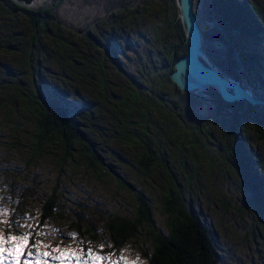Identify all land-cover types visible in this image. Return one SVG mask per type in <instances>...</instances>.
I'll use <instances>...</instances> for the list:
<instances>
[{"label": "rangeland", "instance_id": "obj_1", "mask_svg": "<svg viewBox=\"0 0 264 264\" xmlns=\"http://www.w3.org/2000/svg\"><path fill=\"white\" fill-rule=\"evenodd\" d=\"M42 1L34 0L30 8H36ZM194 1L193 9L200 30L211 31L213 39H221L222 35L218 31L213 34L215 25L214 19L209 17V0ZM246 1L264 9V0ZM136 2L137 0L63 2L56 13L59 21L63 23V30L68 31L64 35L70 36L74 48L71 51L65 49L62 54L58 53L63 45L57 48L56 42L47 38L41 43L42 53L32 52L35 46L30 44L29 32L26 34L29 28L27 29L21 17L17 24L16 38L12 33L7 34L12 43L3 44L0 40V232L5 236L28 235V246L20 264H93L89 253L104 257L103 264H145L144 254H149L152 249L145 229L141 231L138 239L129 242L119 251H108L105 237L95 245L90 242L89 237L81 234L82 237L75 229L76 224H81L82 230L84 225H92L102 233V223L109 216L131 219L135 216L137 195L122 189L118 185L116 174L145 196L151 208L154 225L167 233L169 217L164 212L163 205L166 182L162 183L159 179L161 176L157 175L144 177L138 165L139 150L124 144V140L116 133L124 118L123 106L127 99L125 94L128 83L130 79L138 85L144 82L139 81V72H146L141 65H146L145 54L152 50L145 45L141 52L137 46L143 38L148 42L152 40L150 30L158 20L155 17V7L160 8L164 0L149 3L151 6L148 7L145 17L137 20L139 23L134 27L117 31L102 28L100 37L97 38L103 42L93 39V43L87 46L81 39L87 35L89 29L95 28L98 20L107 16V12ZM87 38L88 35L85 39L90 41ZM132 39L135 46L128 43ZM105 40L111 48L118 44L116 50L105 49L102 46ZM96 47L101 48V51L105 49L107 54L104 58L105 94L102 87L97 88L100 76L95 71V66L91 65L96 58L101 59L95 51ZM260 47L264 51V39ZM84 52H88V61L78 57L79 53ZM222 53L219 50V55H215L219 61H224ZM31 56L33 59L41 57L39 64L44 68L40 67V73L43 72L48 84L49 81L55 83L52 81L54 77L68 76L78 85V89L72 88V85L67 87L71 93H76L78 97L82 95V98L94 103L89 101L91 108L87 107L92 110L88 133L92 135L107 168L112 170L110 175L101 176L98 168L92 167L78 153L76 158L62 164L63 153L56 143L42 148L38 157L32 159L34 148L30 138L34 134V120L29 113H22V105L14 96L16 87L13 86L24 79L21 65ZM67 58H74L76 62L67 63ZM32 65L37 64L31 63ZM36 69L35 66L33 70L36 72ZM165 70L163 82L169 85L167 78L171 75L170 68L167 66ZM90 78L91 81L86 82ZM143 84L142 88H145ZM73 89L76 91L73 92ZM166 89L165 92L170 94L171 86ZM209 90L201 95L182 93L176 99L164 96L168 104L157 113L163 118L162 122L157 125L156 115L153 114L149 130L152 135L171 134V138L174 135L177 140V146L172 139L166 144L169 155L176 160L171 163L170 159V170L180 188L190 189V193L184 195L185 200L191 202L209 228L211 239L220 255V264H264V230L256 223L249 206V196L243 189L239 173L227 153V144L223 141L225 131L222 119L215 115L212 98L207 94ZM173 103L179 108L173 109ZM14 107L18 112H12ZM256 110L258 112L257 108ZM178 112L182 116L181 123L187 126L185 130L175 120ZM252 119H243L246 145L264 173V144L255 138ZM134 128L139 132L137 126L129 130ZM196 129L199 130L197 142H193L192 148L191 140L187 141V148L182 151L179 146L180 136ZM51 194L58 199L60 216L43 227L45 241L42 242L32 236V230L37 227L39 204ZM78 221L81 223H76ZM15 229L19 233H15ZM29 251L32 255H28ZM62 252L75 255L63 261L56 259ZM45 253L48 255H44ZM4 264H15V261L6 259Z\"/></svg>", "mask_w": 264, "mask_h": 264}, {"label": "trees", "instance_id": "obj_2", "mask_svg": "<svg viewBox=\"0 0 264 264\" xmlns=\"http://www.w3.org/2000/svg\"><path fill=\"white\" fill-rule=\"evenodd\" d=\"M65 1L46 0L43 5L36 8H26L16 4L13 0H0L1 43H12L7 34L12 33L16 38L17 24L21 17L27 29L29 28L26 34L29 32L30 44L35 46L32 52L35 54L43 52L41 43L45 38L53 39V42L58 45H55L57 48L63 45L58 54H62L65 49L71 51L74 48L70 42L71 38L69 35H64L68 31L63 30V23L59 21L56 13ZM154 2L155 0H137L136 4L130 3V6L107 12L103 20L96 22L93 30L89 29L86 32L90 41H86V35L81 38L82 43L92 44L93 39H99L97 37H100L102 28L117 31L134 27L139 23L137 20L145 17L148 7ZM155 9V17L158 20L150 30L152 40L148 42L143 38L137 46L141 52L145 45L152 49L151 53L149 51L145 54L146 65H141L146 72L144 70L139 72L138 79L139 81L144 80L141 83H144L145 88H142L141 83L138 85L130 79L125 94L127 99L124 100L125 105L123 106L124 118L116 133L121 137L120 139L124 140V144L139 150L138 165L144 177L157 175L161 176L159 179L162 183L166 182L163 205L164 212L169 217L167 233H163L154 225L151 208L145 196L136 191L118 174H116L118 185L137 195L135 216L132 219L109 216L102 223V233L92 225H84L82 230L81 224H76L75 229L80 235L89 237L90 242L95 245L105 237L104 241L109 247L108 251H119L129 242L138 239L141 231L145 229L152 247L149 254H144L145 264H220V255L211 239L209 228L191 202L185 200L184 195L189 194L190 189L180 188L179 184L175 183L170 170V159L171 163L176 160L169 155L166 144L172 139L177 146V140L174 135L172 138L171 134L152 135L149 130L153 114L156 115L157 125L162 122L163 118H160L157 113L168 104L165 97L176 99L183 93L170 81V75L167 80L171 86V93L165 92L169 85L164 84L163 77L166 75L165 68L168 66L171 74L174 71V63L187 52L186 37L176 0H164L160 8L156 6ZM209 9V17L211 20L214 19L213 24L215 25L213 34L218 31L222 37L213 39L211 31H202L204 53L223 78L240 83L253 93L256 99L264 102V51L260 47L264 39V9L249 4L246 0H209ZM193 11L195 14L194 9ZM128 43L135 46L133 39L128 40ZM102 46L107 50L111 48L106 40ZM117 46L118 44L113 45L111 50H116ZM95 49L101 59L96 58L91 65L95 66L94 69L100 76L97 88H103L106 68L104 58L107 54L105 49L103 51L98 47ZM219 50L224 53L221 54L224 55V61L217 59ZM78 57L88 61V52L79 53ZM41 60L40 56L35 59L32 56L26 58L21 65L24 79L14 81L16 84L13 85L16 87L14 96L22 105V113H29L34 120V134L30 138L31 146L34 148L32 159L35 160L38 157L42 148L56 143L63 153L62 164L76 158L78 153L92 167L98 168L101 176L110 175L112 170L107 168L105 159L100 156L92 135L88 133L90 132L88 122L92 117V110L87 108L88 106L91 108L90 100L82 98L84 97L82 95L78 97L76 93H71L67 87L72 85V88L78 89V85L68 76L67 78L61 75L54 77L52 81L56 84L50 81L48 84L43 72L40 73ZM66 62L74 63L76 59L67 58ZM31 63L37 65L31 66ZM35 66L37 67L36 72L33 70ZM90 81L91 78L86 82ZM76 89H73V92ZM105 89L104 87V94ZM207 94L212 98L216 117L222 119L225 131L223 141L227 144V153L239 173L241 185L249 196V206L253 216L257 225L264 230V173L247 148L243 124V119L253 118L255 138L264 144V107H253L245 102L224 103L214 90H209ZM120 105H122L121 102ZM171 106L173 109L179 108L176 103ZM12 112L18 111L14 107ZM177 116L175 120L181 123V113L178 112ZM181 125V129L187 128L183 123ZM135 126L138 127L139 132L136 128L129 130ZM198 131L197 129L196 131L191 130L180 136L179 146L182 147V151L187 148L189 140L193 148L192 145L197 142ZM59 208L58 199L54 194L49 195L43 203L39 204L36 217L37 227L32 230L33 237L41 239L42 242L45 241L43 227L60 216ZM15 231L19 233V230L15 229Z\"/></svg>", "mask_w": 264, "mask_h": 264}, {"label": "water", "instance_id": "obj_3", "mask_svg": "<svg viewBox=\"0 0 264 264\" xmlns=\"http://www.w3.org/2000/svg\"><path fill=\"white\" fill-rule=\"evenodd\" d=\"M16 4L30 8L34 0H13ZM37 1V0H36ZM194 0H176L179 18L186 37V54L174 63L170 81L183 93L201 95L213 89L227 104L245 102L250 106L263 105L249 90L234 80L223 78L203 51L204 36L193 11Z\"/></svg>", "mask_w": 264, "mask_h": 264}, {"label": "snow or ice", "instance_id": "obj_4", "mask_svg": "<svg viewBox=\"0 0 264 264\" xmlns=\"http://www.w3.org/2000/svg\"><path fill=\"white\" fill-rule=\"evenodd\" d=\"M28 235L22 236H5L0 232V264H4L6 259H11L15 261V264H20L21 257L25 254V250L28 246ZM28 255H32L29 251ZM44 255H48L45 253ZM75 253L62 252L56 259L63 261L71 256H74ZM90 259L93 264H103L104 257L89 253ZM76 259H79V256H76ZM27 264V262H25Z\"/></svg>", "mask_w": 264, "mask_h": 264}, {"label": "flooded vegetation", "instance_id": "obj_5", "mask_svg": "<svg viewBox=\"0 0 264 264\" xmlns=\"http://www.w3.org/2000/svg\"><path fill=\"white\" fill-rule=\"evenodd\" d=\"M45 1H46V0H43L42 3H41V5H43V3H44ZM37 7H38V6H37Z\"/></svg>", "mask_w": 264, "mask_h": 264}]
</instances>
